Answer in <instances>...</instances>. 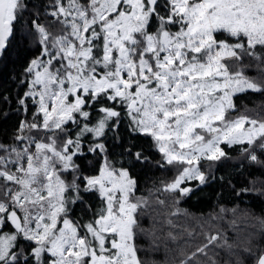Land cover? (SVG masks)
<instances>
[{
  "label": "snow or ice",
  "instance_id": "1",
  "mask_svg": "<svg viewBox=\"0 0 264 264\" xmlns=\"http://www.w3.org/2000/svg\"><path fill=\"white\" fill-rule=\"evenodd\" d=\"M0 264H264V0H0Z\"/></svg>",
  "mask_w": 264,
  "mask_h": 264
},
{
  "label": "trees",
  "instance_id": "2",
  "mask_svg": "<svg viewBox=\"0 0 264 264\" xmlns=\"http://www.w3.org/2000/svg\"><path fill=\"white\" fill-rule=\"evenodd\" d=\"M256 175L259 176V173H257ZM210 207H211V205L209 204V205H207V206H202V207L193 208L192 210H193V211H197V212H199V211H205V212H207V211L209 210ZM155 258L158 259V260H162V259H163V256L161 255V256H157V257H155Z\"/></svg>",
  "mask_w": 264,
  "mask_h": 264
}]
</instances>
